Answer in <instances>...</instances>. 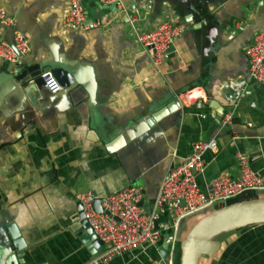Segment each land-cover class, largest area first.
Listing matches in <instances>:
<instances>
[{"label": "crops", "instance_id": "crops-1", "mask_svg": "<svg viewBox=\"0 0 264 264\" xmlns=\"http://www.w3.org/2000/svg\"><path fill=\"white\" fill-rule=\"evenodd\" d=\"M189 1L124 0L126 12L111 25L84 29L67 24L68 0H0L15 20L0 24V40L12 41L14 28L30 40L21 58L25 71L50 61L76 68L81 77L79 86L38 105L27 96L24 102L0 96V231L19 232L20 264H91L105 246L83 241L79 225L73 227L77 194L102 197L138 184L141 205L149 209L196 141L216 135L218 142L216 152L204 154L206 166L197 175L202 189L222 172L237 174L238 152L264 172V83L243 82L245 47L264 28V0H192V18ZM85 5L90 21L105 15ZM166 19L186 28L156 67L140 50L132 24L143 30ZM194 85L205 87L208 101L182 103L180 95ZM176 98L180 103L169 110ZM151 107L165 110L153 125L144 120ZM231 108L233 123L219 133ZM220 240L221 249L201 264H264V223ZM159 247L100 264H159Z\"/></svg>", "mask_w": 264, "mask_h": 264}, {"label": "built area", "instance_id": "built-area-1", "mask_svg": "<svg viewBox=\"0 0 264 264\" xmlns=\"http://www.w3.org/2000/svg\"><path fill=\"white\" fill-rule=\"evenodd\" d=\"M96 1L107 5L115 3L118 11L90 21L84 0H68L65 16L67 24L84 29L91 26L104 28L112 24L117 14L126 12L124 0ZM14 21V17L5 9H0V24L13 26ZM132 28L140 50L148 52L158 67L169 57L172 45L183 35L186 27L181 22L166 19L147 29L138 30L134 24ZM12 40L15 48L9 41L0 40V60L5 59L18 66L20 56L17 51L22 55L29 53L30 40L19 30H15ZM245 55L249 64L248 75L243 79L245 86L251 81L264 83V28L254 33L253 42L245 47ZM43 78L50 91L57 92L60 89L50 71L44 73ZM180 98L185 104L206 102L209 99L203 85L190 87ZM235 113V108L224 111L219 133L233 123ZM209 150H218L216 135L207 140L196 141L193 152L170 169L149 209L140 204L145 195L142 187L136 184H128L114 193L102 196V207L110 211L111 215L105 211H97L93 193H78L77 199L83 203L94 233L105 246L102 254L92 259L91 264H100L125 252L157 247L163 242L165 234L168 235L169 264H174L178 229L185 218L214 206L220 208L230 199L251 191H264V172L252 168L247 152L237 153L238 172L235 176L227 171L222 172L202 189L197 175L205 169L204 154ZM167 216L171 220L166 219Z\"/></svg>", "mask_w": 264, "mask_h": 264}, {"label": "water", "instance_id": "water-1", "mask_svg": "<svg viewBox=\"0 0 264 264\" xmlns=\"http://www.w3.org/2000/svg\"><path fill=\"white\" fill-rule=\"evenodd\" d=\"M84 1L91 7L97 6L103 14L118 11L115 3L107 5L101 4L96 0ZM187 5L190 11H192L189 14L192 18L193 12L196 11V6L193 5L192 0L187 2ZM132 16L133 13L131 11L128 12L126 20H129ZM15 30L14 28V32ZM210 41L214 43L218 40L214 36H210ZM9 42L15 48L13 40ZM17 53L20 56V61L17 63L18 66H15L12 62L5 59L0 60V96H8V98L14 97L19 102H24L28 97L33 104L38 105L41 99L51 98L53 95H59L62 90H70L81 84V77L76 68H66L62 64H56L50 61L39 62L35 69H26L25 71L24 68L26 66L22 64L23 61L21 60L24 55L18 51ZM49 71L60 85V89L57 92L50 91L46 86L43 74ZM90 97L92 98V93L91 95L89 93L88 98ZM179 103V99L176 98L175 103L170 105L168 109H173ZM163 113H165V110H156L155 107H151L144 115V120L150 125H153L155 121L160 119ZM101 201L102 197L95 196L94 206L97 211H105L111 215L110 211L102 207ZM77 207L76 223L73 227L76 228L79 225L81 228L80 236L83 241L91 243L95 247L102 248L104 244L94 233L90 221L86 217L83 203L79 201ZM261 223H264V196L227 204L207 213L181 241V264H201V258L203 256H213L221 249L222 242L217 238L220 234ZM9 233L10 235L0 231V264H20L21 256L15 250V248L17 250L22 248L19 241V238H21L20 234L16 229L10 230ZM167 236V234L164 235V240L159 247L161 257L159 264H169Z\"/></svg>", "mask_w": 264, "mask_h": 264}, {"label": "rangeland", "instance_id": "rangeland-1", "mask_svg": "<svg viewBox=\"0 0 264 264\" xmlns=\"http://www.w3.org/2000/svg\"><path fill=\"white\" fill-rule=\"evenodd\" d=\"M136 185H138V184H136ZM257 194L259 195V196H264V191H257ZM225 205H227V203L226 204H224V205H222V207L223 206H225ZM216 209H218L216 206H214V207H212V208H209L207 211H204V212H200V213H196V214H194V215H192V216H189V217H187V218H185L182 222H181V224H180V226H179V229H178V234H177V247H178V249H179V243H181V241L189 234V232L191 231V229L194 227V225L204 216V215H206L207 213H210V212H212V211H214V210H216ZM166 219H170L171 220V218L170 217H166ZM235 230H233V231H230V232H225V233H222V234H220L217 238L218 239H224V238H226L228 235H230L232 232H234ZM161 244V243H160ZM159 244V245H160ZM178 251V250H177ZM177 254V253H176ZM174 257H175V254H174ZM180 262H181V259H180ZM176 264H179V260H177V263ZM181 264V263H180Z\"/></svg>", "mask_w": 264, "mask_h": 264}, {"label": "trees", "instance_id": "trees-1", "mask_svg": "<svg viewBox=\"0 0 264 264\" xmlns=\"http://www.w3.org/2000/svg\"><path fill=\"white\" fill-rule=\"evenodd\" d=\"M259 195L257 194L256 191H251L247 194H244L240 197H237V198H233V199H230L227 204H232V203H235V202H238V201H241V200H245V199H249V198H253V197H258ZM181 243H179V249L178 247L176 246V250H175V257H174V264L177 263V260H179V264L181 263L180 262V259H181ZM178 250V251H177ZM177 253V254H176Z\"/></svg>", "mask_w": 264, "mask_h": 264}]
</instances>
